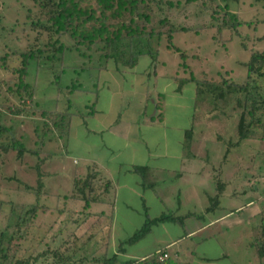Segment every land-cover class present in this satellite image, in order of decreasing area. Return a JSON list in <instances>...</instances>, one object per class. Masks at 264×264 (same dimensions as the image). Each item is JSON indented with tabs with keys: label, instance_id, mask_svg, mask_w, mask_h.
Masks as SVG:
<instances>
[{
	"label": "rangeland",
	"instance_id": "374dc122",
	"mask_svg": "<svg viewBox=\"0 0 264 264\" xmlns=\"http://www.w3.org/2000/svg\"><path fill=\"white\" fill-rule=\"evenodd\" d=\"M217 2L237 14L241 22L238 33L229 29L216 31L215 17L221 14ZM150 6L148 21L135 19L137 25H144L150 33L141 37L149 51L139 55L133 67L126 60L128 53L137 51V44L129 49L127 38L118 42V51L126 58L125 62L110 59L107 71L100 74L95 68H75L81 60L69 52H65L64 66L56 63L37 66L31 60L26 80L34 90L30 103L34 110L15 112L13 106L18 101L8 95L3 85L12 75L0 65V103H3L0 122L13 125L15 135L23 134L26 147L32 150L18 158L11 151H0V199L25 209L33 203L41 207L33 223L26 229V223H20L12 237L10 252H17L16 257L23 260L28 257L24 264H98L93 258L103 253L112 255L117 251L118 241L143 224L145 217L140 209L134 208L135 200L130 204L133 209L126 208L123 202L126 192L119 196L117 193L118 201L111 211L109 201L114 187L104 186L108 178L98 171L92 180V195L97 201L90 202L84 211L102 212L106 217L99 219L91 214L83 220V214L78 213L83 202L70 196L75 189L74 180L85 178L91 169L84 166V147L71 142L70 134L76 130L72 126L76 127L81 115H85L78 113L88 110L91 103L94 109L96 91L103 94L106 89L111 93L121 90L120 96L113 98L111 110L126 107L129 114H135L137 100L147 87L164 88L168 119L163 128L150 130L148 136L158 138L164 133L174 140L180 129L185 141L181 146L184 153L181 173L177 170L171 182L156 180L164 204L155 194L144 191L147 212L150 216L168 211L178 214L190 211L193 215L186 217L182 226L173 222L153 224L142 238L127 244L126 252H119L113 264L138 259L164 246L167 255L182 264H261L250 243L264 207V174H260L264 171V140L237 137L239 107L234 97L226 93L224 98L214 96L205 83L203 92L197 95L195 82L185 78L191 73L197 81L205 76L239 82L246 72L250 51L264 50V0H153ZM45 17V11L35 0H0V55H6L9 66H16L19 61L16 53L27 46L42 47L46 43L49 33L40 26L45 24ZM128 18V14L123 15L126 21ZM58 37L66 45L71 43L66 34ZM179 52L187 56L185 61ZM59 69H62L58 78L61 87L69 86L77 78L78 90L69 99L66 91L58 93L53 83ZM173 85L176 91H172ZM67 104L72 116L68 142L53 131L42 145L36 143L34 126L43 127L39 110H61ZM173 150L176 153L175 146ZM175 160L172 158L166 164L172 165ZM179 179L182 191L178 194ZM207 207L212 209L205 212ZM8 210L7 205L1 206L0 230L4 228L9 234L15 229L16 217L7 221ZM18 212L14 214L18 216ZM20 230L24 232L22 236ZM57 245L69 257L68 262L56 258L52 261ZM48 247L51 255L41 256Z\"/></svg>",
	"mask_w": 264,
	"mask_h": 264
},
{
	"label": "trees",
	"instance_id": "16d2710c",
	"mask_svg": "<svg viewBox=\"0 0 264 264\" xmlns=\"http://www.w3.org/2000/svg\"><path fill=\"white\" fill-rule=\"evenodd\" d=\"M153 0H35L38 6L45 11V24L40 25L42 29L49 34L47 35L46 43L42 46L29 45L22 51L16 53L18 56V63L16 66H9L6 55H0V65L5 71L8 70L11 73L12 78L7 82H3L6 92L10 97L17 100V105H14L15 112L18 110H34L30 105L33 102L34 90L32 83L26 80L27 67L31 60H35L36 65L43 63L51 66L53 64L64 63L65 52L72 53L75 57L81 60L75 68L85 70L88 68H95L98 72L108 67L110 59L121 60L125 62L126 58L122 56V53L118 51V42L122 38L128 39L129 49L132 45L137 44L136 52L128 53L129 58L126 60L130 67H133L136 63L139 55L144 53L147 49V44L143 45L141 37L150 35L146 31L144 25H137L135 19H142L143 22L148 21V16L151 11V2ZM218 13L220 17L216 16V31H224L229 29L235 33H238V26L240 21L236 13L229 12L226 5L222 6L218 2ZM128 14L129 18L126 21L123 19V15ZM61 34L68 35L71 40L69 45L61 42L59 37ZM133 43V44H132ZM132 49V48H131ZM168 49H170L168 47ZM179 55L186 60V55L179 52ZM186 65L185 62H182ZM64 66V65H63ZM246 72L242 79L233 83L231 81L222 79H207L205 76L197 81L189 73L185 80H191L195 82L196 94L199 95L203 92V84L209 86V91L214 96H220L222 98L226 95L235 98V104L239 107L238 122L236 128V135L239 139L254 138L264 140V50L263 51H250V57L245 62ZM62 69L56 72L53 83L56 86L58 93L66 91L67 97L78 90L77 78H74L69 86L61 87L58 82L59 73ZM182 81L179 82L181 85ZM226 88V89H225ZM227 90V92H226ZM165 95L161 92L155 94V109L156 113L150 115L149 118L153 120L163 121V101ZM3 105V103H0ZM93 105H89L88 110L85 112L80 111L78 115H88L93 112ZM5 106V105H4ZM88 107V105H87ZM6 110L10 111V107L5 106ZM69 104L67 107L51 110H39V116L42 121V128L35 125L33 133L37 139L35 142L40 145L43 144V140L49 137V134H53V131H57V135L64 139L67 138L68 130L70 129V117L68 113ZM13 114H16L13 112ZM15 128L13 125L0 122V151L7 153L9 151L15 153L16 157H21L24 152L30 151L24 142L23 134L15 135ZM185 142V141H184ZM32 151V150H31ZM146 166H134L131 171L135 172L141 177L143 186H152L145 178ZM260 174H264L260 172ZM95 178L94 173H88L85 178L74 180V191L70 197L81 200L82 211L78 213L83 214L84 219L86 217L95 215L97 218L104 216V213L85 212L84 210L89 208V204L97 199L93 197L94 183L92 180ZM106 188V187H105ZM105 192V191H104ZM38 193V192H37ZM64 198H68L64 195ZM2 205H7L9 210L7 213V221L11 219L16 220L14 222L15 229L9 234L4 231V228L0 230V264H24L27 262L28 257L24 260L22 257H16L17 252L11 253L12 237L17 230L20 223L25 222L24 229L28 224H32L34 218L37 217L36 212L41 208L38 203H33L29 208L25 209L22 206H16L12 202H7L0 199V209ZM42 209L45 208L42 206ZM212 209L207 207L204 211ZM23 210V211H22ZM18 212V216L14 213ZM21 211V212H20ZM145 217L143 224L134 231L130 236L118 241L117 251L112 255L107 256V253L97 255L93 258L98 264H113L116 260V256L119 252L126 251V245L132 244L138 239L142 238L147 232H149L151 226L155 223L173 222L180 226L183 225L187 216L193 215L192 212L188 214H178L172 211L167 213H160L157 216H150L146 207L142 210ZM260 223L257 229H253V239L251 245L255 249L256 256L261 260V264H264V207L259 212ZM71 218V217H70ZM23 230H20L19 235L22 236ZM109 231L105 233V239L108 238ZM89 240V239H88ZM104 243V242H103ZM106 243V242H105ZM102 244V243H101ZM104 245V244H103ZM53 248V247H51ZM57 245L53 249L52 261L54 259L61 260L65 263L69 261V257L66 256ZM52 249V250H53ZM48 251L42 253L41 256H46L47 253L51 255L50 247ZM168 252L167 246L160 247L151 254L138 259H126L123 264H182L176 261L175 258L167 255L164 259H159L158 255Z\"/></svg>",
	"mask_w": 264,
	"mask_h": 264
},
{
	"label": "crops",
	"instance_id": "0c3cea01",
	"mask_svg": "<svg viewBox=\"0 0 264 264\" xmlns=\"http://www.w3.org/2000/svg\"><path fill=\"white\" fill-rule=\"evenodd\" d=\"M107 68L99 71V74L100 72H106ZM176 83L174 82L175 85ZM117 86L119 87V85ZM152 86L155 88V85ZM106 90L103 94H99L96 91L93 112L88 115L80 114L82 117L81 120L76 122V127L72 126L76 130L73 132L70 131L71 129L68 130V135L65 139L66 143L68 142V138L71 137V142L76 143L79 147H84L85 155L82 157L83 160H86L84 166L91 169L90 173H94L95 178L97 171L107 176V185L105 184L104 186L114 187L112 200L109 201L111 211L116 207L115 203L118 201L117 193L119 196L123 192H126L123 202L126 203V208L129 209H133L130 206L133 200L137 203V206L134 208L140 209L141 211L144 207L147 209L145 196L143 195L144 191H150V193L155 194L156 198L164 204L161 195L158 193L159 184L156 180H160L163 183H166L168 180L171 182L177 170L179 171L178 173H181L180 166L184 160L183 149H181L184 140L181 137L180 129H177V136L174 140L164 133L158 138L153 137V135L148 136L150 130L163 128L168 120L165 113L167 95L164 88L162 90H153V88L150 89L149 87L147 89L145 88L144 95L137 100L134 109L135 114H129L126 107L121 109H119L120 107H114L111 110L113 108L112 100L116 96H120L121 90L114 91L113 93L109 92L108 89ZM172 91H176V86L172 88ZM157 92L165 95L162 109L163 121L149 118L150 115L156 113V109L150 115L145 114L147 99L155 102L154 98ZM114 93L118 94L116 95ZM99 99L102 101L98 104ZM105 101H108L107 106L105 105ZM142 113L143 115L140 116ZM87 121L90 122L87 123ZM70 122L72 123V116ZM174 146L176 153L173 154ZM193 157L192 160L194 161L195 156ZM172 158L176 159L174 164H166ZM143 165L146 166L145 178L152 184L151 187L143 186L141 177L131 171L132 167ZM179 180L180 184L179 186L177 185L178 194L182 191L180 188L182 180ZM191 180L193 179L191 178ZM185 183L188 182L186 181ZM188 213L190 211L184 214ZM103 217L105 218L106 216L104 215L99 219ZM123 253L121 252L120 254Z\"/></svg>",
	"mask_w": 264,
	"mask_h": 264
},
{
	"label": "water",
	"instance_id": "95a60500",
	"mask_svg": "<svg viewBox=\"0 0 264 264\" xmlns=\"http://www.w3.org/2000/svg\"><path fill=\"white\" fill-rule=\"evenodd\" d=\"M155 111V102L153 100L147 99L146 107H145V114L150 115Z\"/></svg>",
	"mask_w": 264,
	"mask_h": 264
},
{
	"label": "built area",
	"instance_id": "2783aa9c",
	"mask_svg": "<svg viewBox=\"0 0 264 264\" xmlns=\"http://www.w3.org/2000/svg\"><path fill=\"white\" fill-rule=\"evenodd\" d=\"M159 257V259H164L166 256H167V253H164V254H160V255H158Z\"/></svg>",
	"mask_w": 264,
	"mask_h": 264
}]
</instances>
